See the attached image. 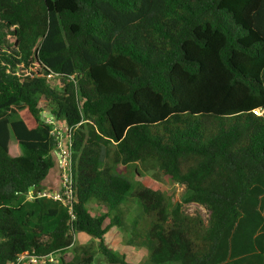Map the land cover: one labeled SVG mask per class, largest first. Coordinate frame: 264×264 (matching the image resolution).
Instances as JSON below:
<instances>
[{
	"label": "trees",
	"instance_id": "16d2710c",
	"mask_svg": "<svg viewBox=\"0 0 264 264\" xmlns=\"http://www.w3.org/2000/svg\"><path fill=\"white\" fill-rule=\"evenodd\" d=\"M45 114L71 129L65 204L37 196L62 177ZM132 205L148 264H264V0H0V264H93L82 239L130 264L104 237Z\"/></svg>",
	"mask_w": 264,
	"mask_h": 264
},
{
	"label": "rangeland",
	"instance_id": "374dc122",
	"mask_svg": "<svg viewBox=\"0 0 264 264\" xmlns=\"http://www.w3.org/2000/svg\"><path fill=\"white\" fill-rule=\"evenodd\" d=\"M49 85L55 89H60V83L57 78L49 79ZM11 147L14 152H21L19 145L17 144L14 137L11 135ZM133 171L131 168H128V173L126 177L129 180L134 181H144L147 178L149 181L155 182L164 190L167 191L171 202L175 205L180 203L185 196V188L181 185L173 184L169 181L167 177H164L160 172H143L142 177H134ZM54 181V180H53ZM47 183V182H46ZM46 190H52L56 188L55 183L53 184H44ZM47 186V187H46ZM126 205H129V201L125 202ZM96 209L95 207H92ZM137 208V207H136ZM183 211L189 215H198L204 222L207 221L209 212L202 206L195 203H183ZM96 211H98L96 209ZM123 227L121 230L117 228H112L104 237V242L106 246L112 250L118 256H124L125 261L130 264H148L147 263V254L145 250H136L127 245L126 240L134 232V227L138 228L137 232H142L143 228L148 224V220L140 216V209L135 210L134 205L131 206L124 214L123 218ZM134 223L136 225H134ZM79 241V240H78ZM81 245L89 246L91 250L94 251V261L93 264H111L105 257L99 252L97 245L98 240H92L89 242L86 239L80 241ZM173 264V263H166Z\"/></svg>",
	"mask_w": 264,
	"mask_h": 264
},
{
	"label": "built area",
	"instance_id": "2783aa9c",
	"mask_svg": "<svg viewBox=\"0 0 264 264\" xmlns=\"http://www.w3.org/2000/svg\"><path fill=\"white\" fill-rule=\"evenodd\" d=\"M50 77V75H48ZM44 121L48 125H52L51 135L56 138V150H55V158L57 161L58 168L62 170V177L59 181L58 187L53 191H42L41 193H37L38 197H48L54 200L62 201L64 204L69 201V187H70V179L68 174V167L70 164L69 161V132L70 128L66 127L65 124L56 122L51 116L43 115ZM33 197V192H30L28 198L31 199ZM53 261L52 257H42L37 258L35 256H31L28 253L20 255L16 261V264H46Z\"/></svg>",
	"mask_w": 264,
	"mask_h": 264
},
{
	"label": "crops",
	"instance_id": "0c3cea01",
	"mask_svg": "<svg viewBox=\"0 0 264 264\" xmlns=\"http://www.w3.org/2000/svg\"><path fill=\"white\" fill-rule=\"evenodd\" d=\"M54 180V181H53ZM47 182V183H46ZM53 183H55V185H56V188L58 187V180H57V178H56V173H54V172H49V174H48V176L46 177V179L42 182V187H43V191H53V190H55V189H52V190H46L45 188H44V184H46V185H48V184H53ZM47 187V186H46Z\"/></svg>",
	"mask_w": 264,
	"mask_h": 264
}]
</instances>
